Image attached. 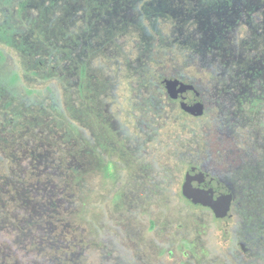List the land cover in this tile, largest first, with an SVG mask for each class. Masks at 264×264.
Here are the masks:
<instances>
[{
    "label": "rangeland",
    "instance_id": "1",
    "mask_svg": "<svg viewBox=\"0 0 264 264\" xmlns=\"http://www.w3.org/2000/svg\"><path fill=\"white\" fill-rule=\"evenodd\" d=\"M263 49L264 0H0V178L24 175L8 186L33 192L28 213L44 210L34 191L49 192L54 256L264 264V239L250 237L264 236ZM186 56L189 73L206 66L183 79L202 92V116L158 79L163 61L186 73ZM201 151L210 168L244 176L226 221L179 192L184 163ZM51 169L58 179H45Z\"/></svg>",
    "mask_w": 264,
    "mask_h": 264
},
{
    "label": "trees",
    "instance_id": "2",
    "mask_svg": "<svg viewBox=\"0 0 264 264\" xmlns=\"http://www.w3.org/2000/svg\"><path fill=\"white\" fill-rule=\"evenodd\" d=\"M53 7L56 8V6ZM42 16L44 20L47 19L46 13L42 14ZM162 32L163 31L160 28L151 24V35L153 36L154 47H160L158 42L159 39H162ZM189 35L193 36L192 34ZM256 37L259 38V34L254 36V38ZM183 43L180 40L174 44H176V46H181ZM243 47L244 46H242V48ZM252 48H254V45H252ZM255 54L256 57H260L264 54V49L263 51H258ZM186 57L187 59L184 61V65H181L182 68L185 69L186 73L178 71L179 73H176V75H174L175 73L169 72V69L171 68L167 67V63L165 61L159 62V67L161 69L163 68V70L157 72V74L162 86H165V84L169 81L182 79L180 76H182L184 80L185 78L189 79L190 76L193 75L203 77L202 71H204L206 66L199 67L198 64L193 63V72L189 73L186 69H189L187 65L191 63V56ZM205 72L206 75L211 74L207 71ZM256 72L258 74L260 69L257 68ZM183 79L182 81L185 82ZM2 124L7 127L11 124V122L5 121ZM6 165H10L9 161H7ZM51 170L53 174L47 175L45 179L50 180L53 177L58 179L56 172L53 169ZM31 176L34 175L29 174L27 175V178H30ZM62 176L64 178L68 176L67 181H71L73 178L71 171H68V173L65 172ZM1 177L2 178L0 179H4V182L3 185L0 186V264H89V261H86L87 258H83L82 256L80 257V255L77 257L74 256L75 258L79 257V260L71 259L73 255L70 254L68 250H65L61 254L60 258H58L56 254L54 256L53 251L50 250L53 244L58 241V237L50 238L48 232L46 233L45 231L48 228L52 229L55 225L59 224L54 218V216L59 214V211L57 209L58 206L56 204H52V202L54 203L55 201L50 203L51 207H49L50 204H47V197L50 194L48 195L49 192L46 191V188L43 190L36 189L34 191V194L37 195L36 197L40 200L43 201L45 199L42 207L44 210L42 211L36 208L35 212L28 213L26 211V207L28 206L26 200L33 194V192L29 189L25 190L22 185L13 187L8 186L9 182L19 183L21 179L24 178V175L15 173L11 171L10 168V171L7 172L5 176ZM51 196L54 197L53 195ZM64 225H67L68 227L70 226L67 221L62 222L63 229Z\"/></svg>",
    "mask_w": 264,
    "mask_h": 264
},
{
    "label": "water",
    "instance_id": "3",
    "mask_svg": "<svg viewBox=\"0 0 264 264\" xmlns=\"http://www.w3.org/2000/svg\"><path fill=\"white\" fill-rule=\"evenodd\" d=\"M173 81L166 83L168 94L180 103L183 110L194 116H202L207 108L202 92L192 85H186L184 82L176 85ZM196 174L197 169L188 173L184 183L185 195L197 204L211 207L217 217L227 216L231 209L232 194L222 193L216 185L204 187L201 178Z\"/></svg>",
    "mask_w": 264,
    "mask_h": 264
},
{
    "label": "flooded vegetation",
    "instance_id": "4",
    "mask_svg": "<svg viewBox=\"0 0 264 264\" xmlns=\"http://www.w3.org/2000/svg\"><path fill=\"white\" fill-rule=\"evenodd\" d=\"M180 78L183 79L182 76H180ZM182 79H178V80H174L173 82L177 85V84H181L183 81ZM183 84V83H182ZM171 100H173V102L180 104L176 99L171 98ZM203 151L199 152L196 156H194L195 160L191 161V162H187L184 163L185 164V174L183 177V180L181 182L180 185V191L181 195L183 196V198L185 199V201H187L188 203H190L193 206L199 207V208H207L209 210H211L213 212V215L216 219L222 220V221H226L228 218H232L234 216V205L238 202L240 203L241 201L238 199V193L237 192V188L236 185L238 184V186L241 185V181L242 178H244V176H242L240 174V172H235L234 174H232L231 170L232 167L229 169L230 172L228 171V173H224V172H219L216 171L215 169L210 168V162L208 161V159H210V156H204V153H202ZM203 154V155H202ZM197 169V174L196 176L201 178V184L208 188L211 185H216L220 188V190L222 191V193L227 194V193H231L232 194V201H231V209L230 212L228 213L227 216L225 217H217L216 213L214 212V210L206 205H202V204H197L196 202L192 201L191 199H189L185 193H184V183L186 181V178L188 176V173L192 170ZM177 196V195H176ZM248 197L246 196L245 198H243V201L246 203V199ZM249 200V199H248ZM251 238H254L256 240V242L258 244L261 243V239H264V236L260 235V236H250ZM250 239V238H249ZM235 251H239V248L237 247H233ZM245 248V246L243 247ZM160 250V248H159ZM240 252V251H239ZM247 255V254H244ZM247 256H250L247 255ZM176 257V251L173 250L172 248L169 250V261L173 260Z\"/></svg>",
    "mask_w": 264,
    "mask_h": 264
}]
</instances>
